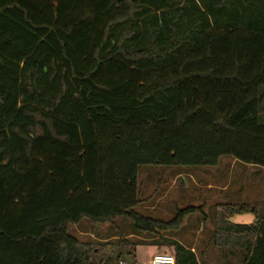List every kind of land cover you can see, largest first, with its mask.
Masks as SVG:
<instances>
[{"label":"trees","instance_id":"obj_1","mask_svg":"<svg viewBox=\"0 0 264 264\" xmlns=\"http://www.w3.org/2000/svg\"><path fill=\"white\" fill-rule=\"evenodd\" d=\"M221 156L264 168V0H0V264L135 260L141 239L70 229L176 232L202 207L141 214L138 168ZM209 243L224 264H264V214L217 204Z\"/></svg>","mask_w":264,"mask_h":264},{"label":"rangeland","instance_id":"obj_2","mask_svg":"<svg viewBox=\"0 0 264 264\" xmlns=\"http://www.w3.org/2000/svg\"><path fill=\"white\" fill-rule=\"evenodd\" d=\"M207 183L222 186L227 185V191L207 189ZM138 212L162 220H171L176 210L189 206L202 207L184 217L176 232L166 233L180 240L183 247L193 245L198 257L203 251L204 264H220L224 259L222 249L209 243L213 233V213L215 206L221 203H249L259 208L264 214V168L261 166H246L229 156H221L215 166H182V165H143L137 171ZM164 195L162 200L156 198ZM156 205L155 209L146 206ZM251 213L234 215L230 218L233 223L247 224L252 222ZM130 221L116 219L113 223L99 224L93 229L85 225L83 229L95 230L99 235H120L131 225ZM80 229V228H79ZM78 231V230H77ZM76 230L70 232L79 236L80 240H87ZM174 255V249L157 250ZM144 249H140L137 260L128 257L119 264H144L142 262ZM149 264V262H147Z\"/></svg>","mask_w":264,"mask_h":264},{"label":"crops","instance_id":"obj_3","mask_svg":"<svg viewBox=\"0 0 264 264\" xmlns=\"http://www.w3.org/2000/svg\"><path fill=\"white\" fill-rule=\"evenodd\" d=\"M244 164V163H243ZM246 166H250V167H254L256 165H250V164H246ZM206 188L207 189H213V190H217V191H227V185H222V186H217V185H212V183H207L206 185ZM164 197V195H160L156 198V202H159L160 200H162V198ZM138 206L139 204L135 207V209L137 208L138 209ZM149 206L150 209H155L156 208V205L153 204V203H150L149 205L146 206V209L147 207ZM136 209V210H137ZM138 211V210H137ZM158 220H162V219H158ZM162 221H165V220H162ZM96 223H92V222H89L88 220H82L80 223L78 224H75L73 225L71 228L74 232V230H78V234L81 235V236H84V238H86L87 240H96V241H106V240H109V239H113L115 238L116 236L113 235V234H109V232H105V234L103 235H99L97 232H95V228H97V226H95ZM85 225H90V227H93V229L91 230L90 228H88L87 230L83 229V227ZM80 228V229H79ZM172 231H166V232H158L157 236H154V238H145V234L142 233L140 235H134V234H131V231L126 228L125 231H122V234L125 235V238H132V239H141L143 240V244H137L135 246V261L137 260V256H138V253H139V250L140 249H144L145 250V253L143 255V258H142V262L144 264H147V262H149L150 258L152 257V255H154L156 253L157 250H162V249H172L173 247L171 246H167V245H162V246H159L158 243L156 242L157 239H158V236L159 234L161 236H164V237H168V238H172V239H175L177 242H180L179 239H177L176 237H174L173 235H169V234H166V233H170ZM77 236V235H75ZM79 238V236H77ZM185 248L187 249H191L194 254H195V257L198 261L199 264H204V261H203V257H201L204 253L203 251H201V255L200 257H198L195 253V248L193 245H190V246H186ZM228 257L226 258L227 261L229 262H235L234 260V257L231 255V254H228L227 255ZM222 262L220 264H224L226 261L225 259H221Z\"/></svg>","mask_w":264,"mask_h":264},{"label":"built area","instance_id":"obj_4","mask_svg":"<svg viewBox=\"0 0 264 264\" xmlns=\"http://www.w3.org/2000/svg\"><path fill=\"white\" fill-rule=\"evenodd\" d=\"M149 264H175V258L174 255L169 253H155L150 258Z\"/></svg>","mask_w":264,"mask_h":264}]
</instances>
